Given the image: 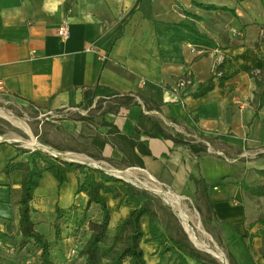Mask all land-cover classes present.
I'll return each mask as SVG.
<instances>
[{
	"label": "crops",
	"instance_id": "1",
	"mask_svg": "<svg viewBox=\"0 0 264 264\" xmlns=\"http://www.w3.org/2000/svg\"><path fill=\"white\" fill-rule=\"evenodd\" d=\"M64 19L67 39L58 34ZM185 19L203 35L181 26ZM222 62L232 75L229 90L216 78L206 95L182 97L181 79L195 81L187 94ZM263 64L264 0H0V95L30 111L28 129L13 130L11 139L0 142V230L7 233L14 225L21 238L23 171L6 174L3 168L29 161L31 152L45 147L74 162L110 166L132 181L155 179L196 199L190 177L213 182L226 176L210 191L216 211L210 224L231 232L239 244L229 246L238 264H264L262 238L244 241L223 222L244 231L264 214V198H250L236 183L244 176L256 180L255 169L264 168V106L256 115L253 105L254 74ZM98 84L115 90L120 100L97 96L86 107L84 89ZM127 96L133 102H124ZM71 113L86 119L67 116ZM158 123L163 133L205 144L207 151L196 155L186 143L151 137ZM21 138L38 145L26 147ZM77 186L75 172L61 187L44 173L31 203L37 229L38 216L54 214L57 205L63 217L83 214L88 197L76 193ZM108 200L113 217L118 200ZM260 229L258 224L251 231L260 235Z\"/></svg>",
	"mask_w": 264,
	"mask_h": 264
},
{
	"label": "trees",
	"instance_id": "2",
	"mask_svg": "<svg viewBox=\"0 0 264 264\" xmlns=\"http://www.w3.org/2000/svg\"><path fill=\"white\" fill-rule=\"evenodd\" d=\"M197 5L207 10L222 9L233 11L226 6L216 4L197 3ZM194 18L196 20L199 19L197 16H194ZM180 25L198 35H203L199 33L195 23H192L188 19L180 22ZM262 71H264V64L261 66ZM261 72L254 74L257 84L253 100L256 115H259L264 106V76L261 75ZM231 77L232 75L225 73L224 63L222 62L215 67L214 71L205 81L199 82L195 89L187 94L185 92L190 90L195 81L192 77H185L183 79L190 80V83L185 85L182 97L189 95L193 98H198L206 95L215 88L216 78L219 80L218 84L220 87L229 90L230 86L226 82ZM117 95L118 93L115 90L99 84L94 87H87L83 91L86 107L92 105L97 96H103L104 98L114 97L116 101H119L120 99L117 98ZM101 101V99L97 100V108H101ZM123 101H126L127 104L131 103L133 102V97L127 96ZM67 116L75 119H86L80 114L74 115L71 113ZM104 123L109 124L105 121ZM262 123L264 126V118L262 119ZM150 136L171 138L174 141L186 143L196 155H201L208 149L207 145L186 140L179 134L170 135L163 133L159 123ZM138 146L145 154H151L148 145L143 148V144L138 143ZM20 151L22 153L30 152V150L24 148H20ZM14 170L23 171L22 193L18 202L20 243L21 246L32 244L38 253L36 261L35 258H26L23 264L29 259L32 261V264H55L52 259V243L43 232L37 229V223L32 215L33 208L31 203L35 197L36 190L41 185L45 172L51 173L56 178L59 187L68 181V174L70 172L77 173L78 186L76 193L83 192L88 197L81 223L85 225L89 218L90 231L84 246L79 252L80 256L85 259L84 264H124L126 261H128V264H149L142 246L146 235L150 240H159L162 244L163 249L160 254V262H166V264H191L189 260H193L196 264H222L214 255L202 251L192 244L180 220L169 209L166 210V214L170 225L167 229L163 228L160 214L155 207L153 199L145 196L133 184L114 173L95 168L86 163L67 161L46 152L37 153L35 151L31 152V159L29 161H10L3 168V172L6 174H11ZM255 172L257 174L256 180H248L244 176L241 180L237 179L236 183L243 193L250 198H264V168L255 169ZM190 178L196 187V208L203 214L204 223L210 224L213 218L216 217L210 191L215 186L223 184L227 177H222L213 182L194 177ZM108 196L118 200V206H121L126 201L133 205L129 214L116 225L113 233L110 227L112 210L109 205ZM91 210H93V213L89 215ZM55 214V234L56 238L59 239L62 232L60 220L63 215L58 205L55 208ZM145 220L147 222V232L143 227V221ZM218 220L221 221L220 219ZM223 222L230 225L239 238L244 241L248 239L251 242L256 236H260L262 244L259 248V253L264 257V214L259 216L255 221H252L244 231L232 222L226 220H223ZM258 224L261 226L260 235H256L251 231ZM12 247L14 251L11 250ZM15 247L14 245L10 246L9 249L12 253H15ZM247 247L250 249V243L247 244ZM167 254H169L168 258H165ZM227 258L230 264H238L231 251H227ZM0 264L9 263L4 257L0 256Z\"/></svg>",
	"mask_w": 264,
	"mask_h": 264
},
{
	"label": "rangeland",
	"instance_id": "3",
	"mask_svg": "<svg viewBox=\"0 0 264 264\" xmlns=\"http://www.w3.org/2000/svg\"><path fill=\"white\" fill-rule=\"evenodd\" d=\"M9 101L10 99H8L6 96L0 95V142L3 138H10L13 130L17 129V131L21 133L22 128L28 129V123H30L28 119L30 111L20 104H11ZM19 140L26 147L29 145L27 144V142H30L28 141V138H21ZM103 168L112 169V167L108 166H104ZM121 177L125 180H129L126 175H122ZM134 181L135 183H138L137 180ZM142 182L144 184H141V186L148 189L137 187L135 185L133 186L145 196L153 199L155 207L160 214L163 228L167 229L170 225L166 214V210L169 209L178 217L194 246L202 251L211 253L222 264H230L227 258V251H230L232 248L229 246L231 245L234 249H236L235 244L238 246L239 244L235 243V241H233L234 239H231V232L225 231L223 226L219 224L214 226L212 224L204 223L203 214L196 208L197 201L195 195H193L191 192L186 193L184 196L177 194L172 191L169 186L163 185L155 179L151 180L148 178L146 181L143 180ZM128 203V206L124 204L118 206L115 204L116 206L113 208V220L110 224L112 233L116 225L119 224L132 209L133 205L130 204V202ZM182 209L188 216L193 231L189 228H186L185 223L180 218L179 213ZM89 213V215H92L93 210H91ZM55 216V212L52 215L45 214L43 216H38V218L36 216L38 220V229L43 232L52 243L51 249L53 261L55 264H84L85 259L84 257L80 256L79 252L89 236V218L84 225L81 223L83 215L79 217H62L60 220L62 229L61 237L57 239L54 227ZM143 225L147 232L146 220L143 221ZM195 234L197 237H199L196 238ZM18 235V231L14 225L11 226V230L7 233L0 230V240H2L4 243L2 244L3 248H0V255H3L9 264H23V261L26 258H35L36 261V257L38 255L36 248L32 244L21 246L20 237L18 238ZM13 245L16 246L15 253H12L9 249L10 246ZM206 245L213 248L215 252L210 251ZM142 246L149 264H166V262L159 261L160 254L163 249V246L159 240H150L146 235ZM73 250L76 251L74 254L72 253ZM168 255L169 254H167L165 258H168ZM189 261L191 264H196L193 260ZM124 264H128V261H126Z\"/></svg>",
	"mask_w": 264,
	"mask_h": 264
},
{
	"label": "built area",
	"instance_id": "4",
	"mask_svg": "<svg viewBox=\"0 0 264 264\" xmlns=\"http://www.w3.org/2000/svg\"><path fill=\"white\" fill-rule=\"evenodd\" d=\"M58 34L63 38V39H67L69 36H70V31H69V22L64 19L62 24L60 25V27L58 28ZM190 83V80H185V79H181L179 81V86L180 87H183L185 86L186 84ZM3 88V84L2 82L0 81V91L2 90ZM44 152L46 153H49L51 155H54L55 157H58V158H61V159H64V160H67V161H73L72 159L62 155L61 153H58V152H55L49 148H43ZM86 164H89V163H86ZM90 165V164H89ZM92 166L96 167V168H99V169H102V170H105L107 172H111V173H114L118 176H122L124 175L121 171H118L114 168H103L105 165H102V164H93ZM110 167V166H108ZM127 180V179H126ZM151 180H154V179H151ZM128 182H131L133 185L137 186V187H141V188H145V189H148L146 187H142L141 184H144L142 181H137L138 183H135V181H131V180H127ZM12 251H14V248L12 247L11 248ZM76 251H72V253L74 254ZM25 264H32V261L29 259V260H26L25 261Z\"/></svg>",
	"mask_w": 264,
	"mask_h": 264
},
{
	"label": "bare ground",
	"instance_id": "5",
	"mask_svg": "<svg viewBox=\"0 0 264 264\" xmlns=\"http://www.w3.org/2000/svg\"><path fill=\"white\" fill-rule=\"evenodd\" d=\"M0 138H1V136H0ZM9 139H11V138H8V140ZM29 141V140H28ZM27 144H30V145H38L37 143H34V141L33 142H27ZM35 147H39V146H35ZM164 193H166L165 191H163ZM163 193V194H164ZM176 195V194H175ZM176 201V200H175ZM179 202V201H178ZM179 215H180V218L182 219V221L185 223V225H186V228H189L190 230H192L193 231V229H192V226H191V224H190V221H189V218H188V216L186 215V213H185V211L182 209V210H180V213H179ZM198 227V226H197ZM208 235V234H207ZM193 236V235H192ZM195 237L196 238H198L197 237V235L195 234ZM194 239V238H193ZM192 240V239H191ZM201 241V240H200ZM204 245V244H203ZM207 246V245H206ZM208 247V249H210V251H213V252H215V250H213V248H211L210 246H207ZM219 253V252H218ZM221 256V255H220Z\"/></svg>",
	"mask_w": 264,
	"mask_h": 264
}]
</instances>
